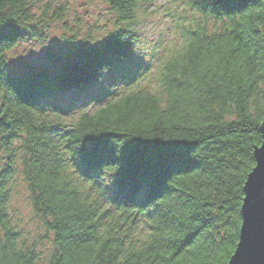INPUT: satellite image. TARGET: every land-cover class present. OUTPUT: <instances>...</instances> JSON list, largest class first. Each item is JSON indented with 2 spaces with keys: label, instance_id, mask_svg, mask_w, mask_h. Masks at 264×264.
Wrapping results in <instances>:
<instances>
[{
  "label": "trees",
  "instance_id": "16d2710c",
  "mask_svg": "<svg viewBox=\"0 0 264 264\" xmlns=\"http://www.w3.org/2000/svg\"><path fill=\"white\" fill-rule=\"evenodd\" d=\"M45 1L0 0V264H228L263 142L264 0H165L153 12L167 19L163 51L134 60L148 0H103L113 28L102 42L87 35L54 72L22 71L10 65L21 41L64 23ZM102 139L117 151L85 162L81 149ZM177 147L181 165L169 163ZM18 173L46 256L10 215Z\"/></svg>",
  "mask_w": 264,
  "mask_h": 264
},
{
  "label": "rangeland",
  "instance_id": "374dc122",
  "mask_svg": "<svg viewBox=\"0 0 264 264\" xmlns=\"http://www.w3.org/2000/svg\"><path fill=\"white\" fill-rule=\"evenodd\" d=\"M45 2H51L53 9L65 14L64 23L57 20L49 21L51 27L45 32L44 39L32 41L24 38L21 41L20 45L10 54V65L22 71L27 70L25 67L27 64H31L37 69L44 68L54 72L56 68H60L58 57L72 51L74 44L80 43L87 35L94 36L102 42L107 32L113 28L108 7L103 0H46ZM164 3L165 0H148L146 7L150 8L152 14L145 18L140 27L141 41L134 49L132 60L141 53L148 55L151 49L156 50V45L160 49L159 52L163 51L162 42L166 38L163 34V22L166 24L167 19L154 18L153 12L155 7L163 6ZM44 8L45 6H42L40 11L42 12ZM37 14L39 15L38 12ZM73 37H76V42L72 41ZM127 64L129 69H133L132 63ZM114 80L109 83L115 84ZM109 83L105 85V88L109 86ZM103 91V88L99 87L93 92ZM87 99V97H82L78 106L82 107ZM12 179L8 185V205L12 220L20 235L27 238L30 244H36L38 252L46 256L52 246L45 223L33 212L30 192L21 173Z\"/></svg>",
  "mask_w": 264,
  "mask_h": 264
},
{
  "label": "water",
  "instance_id": "95a60500",
  "mask_svg": "<svg viewBox=\"0 0 264 264\" xmlns=\"http://www.w3.org/2000/svg\"><path fill=\"white\" fill-rule=\"evenodd\" d=\"M262 135L263 142L261 146L255 149V157L257 156L259 161L255 159L256 166H258L259 163L261 170H264V122L262 125ZM250 189L251 183L247 186L246 181L244 191L248 193L249 198L247 199V193L245 192L242 207L243 223L239 243L228 264H264V180L260 182L257 189L258 199L255 213L250 209V204L252 202V193ZM241 241L242 244L240 248ZM245 249H247V251H245Z\"/></svg>",
  "mask_w": 264,
  "mask_h": 264
},
{
  "label": "snow or ice",
  "instance_id": "6c2138e0",
  "mask_svg": "<svg viewBox=\"0 0 264 264\" xmlns=\"http://www.w3.org/2000/svg\"><path fill=\"white\" fill-rule=\"evenodd\" d=\"M220 3L223 7L232 9V8H241V7H247L246 0H220ZM9 26L6 24L0 25V35L3 34V32L8 28ZM113 70H119V69H113ZM121 149L124 154H130L136 150V146L134 144H128V145H123L121 146ZM117 151V148L107 142L106 140H97L93 141L88 145H85L83 149H81V154L85 159V162H87V159L91 155H95L98 153H102L105 155L114 153ZM258 161V157H255ZM187 161L183 158L182 155V149L177 147L176 151L174 152L172 158L170 159L169 163L173 165H181L186 163ZM145 183H149L152 181H160L163 179V173H157L155 175L149 176V177H144L142 178ZM264 180V170H261L260 164L258 163V166H254V170L247 176V186L251 183V204H250V209L252 210L253 213L256 211L257 207V189L260 185V182ZM246 192V191H245ZM247 193V192H246ZM248 193H247V199H248ZM242 241L240 242V248H241ZM247 251V249H245Z\"/></svg>",
  "mask_w": 264,
  "mask_h": 264
}]
</instances>
